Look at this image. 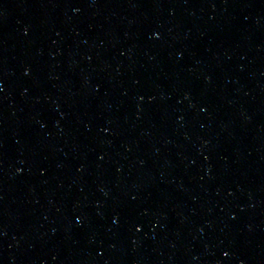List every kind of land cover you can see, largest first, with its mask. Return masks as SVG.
<instances>
[{"label": "water", "instance_id": "95a60500", "mask_svg": "<svg viewBox=\"0 0 264 264\" xmlns=\"http://www.w3.org/2000/svg\"><path fill=\"white\" fill-rule=\"evenodd\" d=\"M223 264H264V109L240 187Z\"/></svg>", "mask_w": 264, "mask_h": 264}]
</instances>
